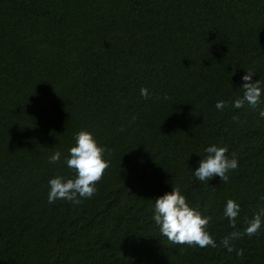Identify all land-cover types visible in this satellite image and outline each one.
I'll list each match as a JSON object with an SVG mask.
<instances>
[{"label":"trees","instance_id":"16d2710c","mask_svg":"<svg viewBox=\"0 0 264 264\" xmlns=\"http://www.w3.org/2000/svg\"><path fill=\"white\" fill-rule=\"evenodd\" d=\"M248 70L261 103L236 109ZM261 110L264 0H0V264H264V224L221 243L264 208ZM82 130L110 166L93 197L50 204ZM213 144L238 160L226 183L194 175ZM173 187L217 247L161 235L154 200Z\"/></svg>","mask_w":264,"mask_h":264},{"label":"clouds","instance_id":"9594fccd","mask_svg":"<svg viewBox=\"0 0 264 264\" xmlns=\"http://www.w3.org/2000/svg\"><path fill=\"white\" fill-rule=\"evenodd\" d=\"M254 74L253 71L248 70L247 74L242 77L244 83L240 89L243 90V95L235 99L232 107L240 109L248 104L255 108L261 103L262 86L260 80L252 82ZM140 94L145 99L149 98L147 88H142ZM227 106L223 100L218 101L215 105L221 111ZM260 116L264 117V110L260 111ZM75 142V146L70 149L69 157L66 159L67 167L75 173V176L68 178L57 175L48 181V202L50 204L61 199L79 205L82 199L93 197L97 192L96 184L103 178L105 170L110 166V161H106L104 158L107 149L98 145L91 132L83 130L78 132ZM205 151L207 156L198 162L199 167L194 171L195 177L207 184L218 176L222 183H226L229 180L228 173L237 169L238 160L230 159L226 155L228 149L215 144L207 147ZM60 158L61 153L56 151L49 157V162L56 163ZM154 201V216L152 218L159 226L161 235L166 237L169 242L175 245L199 246L200 248L217 247L214 238L206 231L212 217L203 215L198 207H192L179 187H173L171 192ZM239 213L240 205L229 199L226 203L224 216L231 221V227L234 229ZM262 218H264V208L246 222L248 226L244 232L232 231L226 236L221 243L228 252L231 253L235 250L232 241L245 234L249 237L257 234L264 224ZM242 254V250L237 252V255Z\"/></svg>","mask_w":264,"mask_h":264},{"label":"bare ground","instance_id":"6f19581e","mask_svg":"<svg viewBox=\"0 0 264 264\" xmlns=\"http://www.w3.org/2000/svg\"><path fill=\"white\" fill-rule=\"evenodd\" d=\"M153 88H155V87H153ZM151 90V89H150Z\"/></svg>","mask_w":264,"mask_h":264}]
</instances>
